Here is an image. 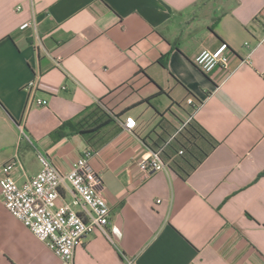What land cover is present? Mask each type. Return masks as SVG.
<instances>
[{
	"label": "crops",
	"instance_id": "crops-1",
	"mask_svg": "<svg viewBox=\"0 0 264 264\" xmlns=\"http://www.w3.org/2000/svg\"><path fill=\"white\" fill-rule=\"evenodd\" d=\"M221 43L228 67L203 74L194 58ZM31 81L45 107L27 108ZM97 106L119 117L81 135ZM189 117L216 147L186 179L144 178L160 123ZM131 118L125 132L117 121ZM88 151L110 222L74 264H264V0H0V166L17 158L22 185L36 152L68 172ZM0 264H58L1 191Z\"/></svg>",
	"mask_w": 264,
	"mask_h": 264
},
{
	"label": "built area",
	"instance_id": "built-area-1",
	"mask_svg": "<svg viewBox=\"0 0 264 264\" xmlns=\"http://www.w3.org/2000/svg\"><path fill=\"white\" fill-rule=\"evenodd\" d=\"M26 27L27 24H24L20 29ZM229 58V47L221 43L213 51L199 52L193 65L207 75L215 69H226ZM24 90L28 94L27 108L32 105H47L45 100L35 98V81L29 82ZM186 103L192 106V110L197 109L192 99H188ZM190 119L192 118L189 117L183 126ZM117 122L125 132H131L136 126L132 118L126 119L124 123ZM20 138L31 144L29 137L21 129ZM181 153L178 152L179 155ZM35 156L40 170L22 185H18L12 177L18 166L17 158L0 166L2 204L13 218L54 253L58 264H74V252L81 240L95 231L106 234L110 222V211L101 195V175L89 166L93 152H85L72 164L68 172L60 171L41 152H36ZM137 168L147 178L167 167L160 161L158 152H151L149 158L137 164ZM61 189H67L71 194L70 201L61 198ZM58 201H61L60 205L57 204Z\"/></svg>",
	"mask_w": 264,
	"mask_h": 264
},
{
	"label": "trees",
	"instance_id": "trees-1",
	"mask_svg": "<svg viewBox=\"0 0 264 264\" xmlns=\"http://www.w3.org/2000/svg\"><path fill=\"white\" fill-rule=\"evenodd\" d=\"M144 102L149 103V99ZM104 108L106 110L99 106L95 107L93 112L81 120L78 125V132L81 135H86L88 128L94 127L89 131V133H94L102 126L116 121L119 115L106 106ZM161 117L163 118V115ZM67 126L68 124L60 126L57 132ZM159 128L161 132L149 148L152 153L158 152L160 161L182 179H186L217 145V142L193 119H190L184 126L183 122L174 126L164 119ZM179 151L182 152L181 155L178 154Z\"/></svg>",
	"mask_w": 264,
	"mask_h": 264
}]
</instances>
